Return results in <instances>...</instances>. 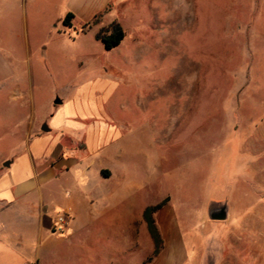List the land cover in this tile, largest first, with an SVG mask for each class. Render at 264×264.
<instances>
[{
	"label": "rangeland",
	"instance_id": "374dc122",
	"mask_svg": "<svg viewBox=\"0 0 264 264\" xmlns=\"http://www.w3.org/2000/svg\"><path fill=\"white\" fill-rule=\"evenodd\" d=\"M38 14L0 24L14 73L0 94V140L25 102L37 123L56 113L87 124L96 107L117 130L107 164L144 204L162 205L151 216L162 211L180 235L178 264H264V0H134L117 20L72 27ZM115 23L126 37L106 50L96 36ZM220 209L224 220L212 218ZM142 235L133 264L155 256Z\"/></svg>",
	"mask_w": 264,
	"mask_h": 264
},
{
	"label": "crops",
	"instance_id": "0c3cea01",
	"mask_svg": "<svg viewBox=\"0 0 264 264\" xmlns=\"http://www.w3.org/2000/svg\"><path fill=\"white\" fill-rule=\"evenodd\" d=\"M133 1L0 0V24L26 26L39 17L38 10L62 22L71 13L72 26L77 20L101 24L109 17L117 20V10ZM9 52L0 46V94L14 77ZM88 90L80 94L87 98ZM60 102L56 105L63 107ZM9 103L24 100L11 94ZM24 105L28 113L12 127L3 124L0 140V146L8 145L0 147V264H133L134 244L139 241L137 248H143L144 233L155 249L145 219L150 206L127 174L117 178L107 164V158H116L113 119L95 107L87 124L79 116L56 113L37 123L34 103ZM45 124L49 132L41 130ZM59 212L71 215L62 235L52 233ZM154 221L161 249L151 264H178L180 235L162 211Z\"/></svg>",
	"mask_w": 264,
	"mask_h": 264
},
{
	"label": "trees",
	"instance_id": "16d2710c",
	"mask_svg": "<svg viewBox=\"0 0 264 264\" xmlns=\"http://www.w3.org/2000/svg\"><path fill=\"white\" fill-rule=\"evenodd\" d=\"M74 19V15L69 13L65 19L63 20V25L66 27H72V21ZM126 37V33L124 29L121 27L120 24L115 23L112 25V30L108 33L100 32L97 34L96 38L97 40L101 41L105 47L106 50H113L121 45V43L124 41ZM162 205H158L153 208H149L145 213V219L148 222L149 229L151 236L155 242V255L158 254V252L161 249V241L159 238V235L157 233L154 220L152 219V213L160 209Z\"/></svg>",
	"mask_w": 264,
	"mask_h": 264
},
{
	"label": "built area",
	"instance_id": "2783aa9c",
	"mask_svg": "<svg viewBox=\"0 0 264 264\" xmlns=\"http://www.w3.org/2000/svg\"><path fill=\"white\" fill-rule=\"evenodd\" d=\"M71 222V215L66 212H59L55 221L53 222L52 233L62 235L67 230Z\"/></svg>",
	"mask_w": 264,
	"mask_h": 264
},
{
	"label": "water",
	"instance_id": "95a60500",
	"mask_svg": "<svg viewBox=\"0 0 264 264\" xmlns=\"http://www.w3.org/2000/svg\"><path fill=\"white\" fill-rule=\"evenodd\" d=\"M60 103H61L60 100H57V101L55 102V104H60ZM41 130H42L43 132H49V131H50V129L48 128L47 124H45V125L42 127ZM5 166L8 167V166H9V163H6ZM219 211H220V213H219V217H220V219H218V220H224L223 217L226 216V210H225V209H220ZM211 216H212V213H211ZM212 218H213V216H212Z\"/></svg>",
	"mask_w": 264,
	"mask_h": 264
},
{
	"label": "flooded vegetation",
	"instance_id": "af4514ba",
	"mask_svg": "<svg viewBox=\"0 0 264 264\" xmlns=\"http://www.w3.org/2000/svg\"><path fill=\"white\" fill-rule=\"evenodd\" d=\"M211 213H212V216L214 219H220V217H219L220 211L219 210H213Z\"/></svg>",
	"mask_w": 264,
	"mask_h": 264
},
{
	"label": "bare ground",
	"instance_id": "6f19581e",
	"mask_svg": "<svg viewBox=\"0 0 264 264\" xmlns=\"http://www.w3.org/2000/svg\"><path fill=\"white\" fill-rule=\"evenodd\" d=\"M170 224H171V222H170Z\"/></svg>",
	"mask_w": 264,
	"mask_h": 264
}]
</instances>
